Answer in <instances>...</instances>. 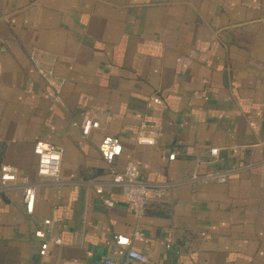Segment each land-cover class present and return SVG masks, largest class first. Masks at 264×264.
Listing matches in <instances>:
<instances>
[{"label": "crops", "instance_id": "1", "mask_svg": "<svg viewBox=\"0 0 264 264\" xmlns=\"http://www.w3.org/2000/svg\"><path fill=\"white\" fill-rule=\"evenodd\" d=\"M138 113L156 146L136 144ZM87 118L100 129L84 138ZM113 137L117 171L137 161L142 180L171 184L140 218L100 155ZM38 140L62 151L61 176L29 215ZM4 164L18 181L0 179V264L121 262L114 237L135 232L148 264H264V0H0V178ZM214 172L231 176L199 180ZM45 220L61 245L42 258Z\"/></svg>", "mask_w": 264, "mask_h": 264}, {"label": "built area", "instance_id": "2", "mask_svg": "<svg viewBox=\"0 0 264 264\" xmlns=\"http://www.w3.org/2000/svg\"><path fill=\"white\" fill-rule=\"evenodd\" d=\"M35 64H38L37 60H35ZM38 72L42 76L48 77L50 82L52 81L50 73H45L41 69L38 70ZM151 102L152 104H160L161 100L158 96H154L151 98ZM136 118L139 120V129L135 139L136 144L138 146H156L159 134L154 125L151 124L141 113H138ZM98 129H100V123L91 118L85 119L80 125L81 134L84 138H88L93 131ZM99 152L102 159L109 167L111 184L125 186V202L136 218H140L143 215L151 198L160 200L168 194L171 184H150L142 180L140 162H129L122 172L116 170L114 163L122 156L123 152V146L119 138H105L99 146ZM34 155L37 158L38 179L37 181H27L23 186V203L25 210L29 215L34 213L39 186L49 182L57 183L60 181L63 156L62 151L59 150L57 146L42 140H38L35 143ZM210 155L213 159L217 158L218 150L211 149ZM175 158V154L169 155V160L173 161ZM230 176L231 173L229 172H214L200 177L199 180L203 183L224 184L228 181ZM0 179L3 187L16 184L18 181L16 168L8 164L2 165ZM193 179L197 180L198 178L194 176ZM97 194L102 196L103 188H97ZM102 200L106 206H114V202L111 200L107 198H102ZM52 225L53 222L51 220H45L44 230H38L35 232V237L42 241L39 251L42 258L46 257L50 245H61V239L47 238V234L52 232ZM140 237V232H135L130 237L124 235L115 236V244L127 249L125 252H120V254L124 256V260L117 262L103 257L98 264H148L149 258L147 255L131 248L133 242L138 241ZM165 246L166 248H171L169 243H165Z\"/></svg>", "mask_w": 264, "mask_h": 264}]
</instances>
